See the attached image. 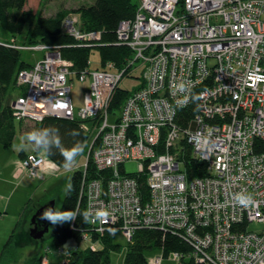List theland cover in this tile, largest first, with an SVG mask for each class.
Returning a JSON list of instances; mask_svg holds the SVG:
<instances>
[{
    "label": "built area",
    "instance_id": "2783aa9c",
    "mask_svg": "<svg viewBox=\"0 0 264 264\" xmlns=\"http://www.w3.org/2000/svg\"><path fill=\"white\" fill-rule=\"evenodd\" d=\"M76 19H66L64 31L78 46H95L101 31L80 32ZM116 38L130 51L119 69L108 63L79 73L58 46H17L44 55L18 72L25 93L11 102L13 115L77 119L90 131L87 156L97 175L89 178L86 161L79 195L93 234L116 229L129 239L135 227L167 229L191 246L186 255L172 253L173 260L264 264V0H140ZM139 69L140 88L110 111L119 83ZM72 75L90 79L78 109ZM198 89V111L183 126L177 110ZM90 119L96 123L86 126ZM188 147L206 175L188 179L182 166ZM22 159V170L42 177L45 156L30 152ZM129 160L137 161L136 174L125 172ZM106 170L103 184L98 173ZM142 175L146 198L139 192ZM241 197L251 203L242 205ZM162 261L156 255L150 263Z\"/></svg>",
    "mask_w": 264,
    "mask_h": 264
},
{
    "label": "trees",
    "instance_id": "16d2710c",
    "mask_svg": "<svg viewBox=\"0 0 264 264\" xmlns=\"http://www.w3.org/2000/svg\"><path fill=\"white\" fill-rule=\"evenodd\" d=\"M43 1L38 0L36 8H32L30 6L34 5L33 0H30V4L29 0H0V144L4 148L11 147L16 134V124H21L23 121L13 115L10 106L14 98L25 93L24 88L17 85V74L21 69L32 65L31 62L22 58V51L25 48L17 46L38 44L58 46L62 57L72 62L76 73L89 67V57L93 49L99 53L100 63L103 65L100 68H105L108 63H112L113 69L115 67L119 69L125 62V58H129V49L125 45L115 44L116 30L122 20L134 18L139 5L138 0H91L90 3L82 4L73 11L63 8L51 15L42 14ZM73 16L77 17L75 22L78 29L81 28L87 32L101 31V38L95 46H78L80 41L64 31L65 20ZM12 40H17L19 44L11 42ZM74 77L77 78L72 75V78ZM131 91L122 88L116 90L111 101L110 111L120 110L122 102ZM199 92V89L195 90L190 103L177 110L178 121L183 126L187 125L198 111ZM37 123L45 143L36 146L33 152L40 153L48 161L58 166L67 165L69 162L66 157L70 150L77 143L85 146L90 134V131H86L77 119L45 117ZM44 150L48 152L46 153ZM189 152L188 147L186 153ZM79 155H76L73 160H76ZM20 156H25L24 152ZM182 166L187 172L188 179L206 175L205 165L189 154L183 160ZM86 171L89 178L97 175L89 154ZM109 175L108 170L98 173L99 177H104L103 184ZM81 177L82 169L75 170L71 174V187H69L56 214L59 216L72 213L74 219H57L50 227L51 230L49 228L48 236L53 245L64 254V258L59 264H111V252H117L121 248L115 235L118 232L122 234V232L116 229L107 230L101 237L102 244L95 242V234L89 229L85 201L79 195ZM138 182L140 184L139 192L146 198L149 190L145 183V177L139 176ZM18 226L20 227L19 221L16 222L0 251V264H50L48 258L41 259L43 252L38 250L39 242L31 238L28 230L25 231L26 229L24 230L23 227L19 229L18 237L22 233L21 237L24 242L29 241L27 244L32 245L33 249L30 252L22 251V246L15 243L17 239L14 240V232ZM123 236L127 240L123 264H151L147 258L148 252L155 253L164 261L165 257L171 258V254L174 252L186 255L191 251L190 244L181 235L167 229L135 227L129 239L125 235ZM71 240L75 243L74 246L65 248ZM80 241L87 242V245L79 246ZM185 260L180 262V259H174L179 264H188ZM190 264L193 263L190 262Z\"/></svg>",
    "mask_w": 264,
    "mask_h": 264
},
{
    "label": "rangeland",
    "instance_id": "374dc122",
    "mask_svg": "<svg viewBox=\"0 0 264 264\" xmlns=\"http://www.w3.org/2000/svg\"><path fill=\"white\" fill-rule=\"evenodd\" d=\"M140 1V0H138ZM38 0H33L34 5L32 4V8H36ZM91 0H44L41 5V12L44 15H51L55 14L60 9H70L75 10L82 4H88ZM30 4V0H29ZM36 5V6H35ZM74 13V12H73ZM80 32H87L86 30H82ZM13 43H18L16 40H12ZM81 42H88L85 39H81ZM92 41L94 45L96 42ZM90 44V43H87ZM91 44V45H92ZM90 45V46H91ZM23 47L24 45H19ZM40 53L37 51H33L31 49H23L22 51V58L27 62H32L34 57L38 56ZM44 54H42L43 56ZM38 58L37 60H39ZM89 69H99L101 65L99 53L96 49H93L90 57H89ZM209 62H213L211 59ZM71 69H74L72 64L68 65ZM134 77L125 78L120 83L119 86L124 89L131 91L134 88L138 87L139 84L142 82L143 74L141 69L132 73ZM126 77V76H125ZM89 77L85 80L80 81L78 78H72V86H71V98L75 109H78L83 104V95L85 90H87L89 85ZM140 87H138L139 89ZM119 89V88H118ZM117 89V90H118ZM16 94V93H15ZM14 102V101H13ZM97 120V119H96ZM95 119L85 120L83 121L86 123V126H91L96 123ZM32 133H37L41 135V129L38 126L37 122L23 120L21 124H16V134L12 143V146L9 148H4L0 144V163H4V165L11 164L15 159L17 160L18 167H21V160H23V156L19 159V151L21 148L24 151H31L35 149L34 141L30 140L29 137ZM88 144L86 142L85 149L83 152L73 160L71 163H68L65 166H58L50 161H46L42 167L39 168L41 171L43 168V174L52 176L48 177L46 180H36L35 177H30L27 172L22 170V177L19 180L18 178L13 180L12 184L5 185L2 184L0 188V251L9 237L12 229L15 227L17 221L20 222V227L18 226L15 228V243L18 246H22V251L30 252L32 251V245H28L24 239L19 236V229L21 227L24 228L25 231L28 230L30 234V227H31V218L35 211H37L38 205H44L53 201V206L56 211L59 210L63 199L69 189L70 185V176L75 170L83 169L84 163L87 161V148ZM124 169L127 173H134L138 171V163L135 160H129L124 163ZM33 227V226H32ZM51 230V228H50ZM49 230V232H50ZM24 231V233H25ZM49 232H46L42 237L39 239H35L38 244V250L42 253L41 259H49L50 264H59L60 261L64 258L63 252H60L59 248H56L51 238L48 236ZM107 232V231H106ZM105 233L98 234L95 233V242L102 244L101 237ZM30 236V235H29ZM31 237V236H30ZM32 238V237H31ZM20 239V240H19ZM115 239L121 244V248L117 252H111L110 254V262L111 264H123V257L125 254V249L127 247V240L125 237L120 233H116ZM39 240V241H38ZM89 242V241H88ZM25 243V244H24ZM74 242L71 240L67 243L66 247H73ZM87 245V242L80 241L79 246ZM26 248V249H25ZM25 249V250H23ZM46 251V252H45ZM26 252V253H27ZM147 258L151 261L153 257L156 256L155 253H147ZM161 264H179L177 261L172 260L169 257H165L164 261Z\"/></svg>",
    "mask_w": 264,
    "mask_h": 264
},
{
    "label": "crops",
    "instance_id": "0c3cea01",
    "mask_svg": "<svg viewBox=\"0 0 264 264\" xmlns=\"http://www.w3.org/2000/svg\"><path fill=\"white\" fill-rule=\"evenodd\" d=\"M38 53H40L37 57L35 56L33 61L31 62L32 64L38 59V58H41L43 52L41 51H37ZM12 146V145H11ZM34 149H32L31 151H24L23 148L20 149L19 151V159L22 157L20 155H22V153L24 152V154L26 153H30V152H33ZM18 160V159H17ZM16 159L9 165H4V163H0V188L2 186V184L4 183L5 185H8V184H12L13 183V180L18 178L19 180L21 179L22 177V170L21 168L18 167V164H17V161ZM44 176V177H43ZM48 177H52V176H49V175H46V174H43L42 173V177H35L36 180H41V181H44L46 180ZM1 193V191H0ZM42 205L38 206L41 207ZM37 208V209H38ZM35 213V212H34ZM33 213V214H34ZM2 215V214H1ZM0 215V216H1ZM31 223V221H30ZM32 224V223H31Z\"/></svg>",
    "mask_w": 264,
    "mask_h": 264
},
{
    "label": "water",
    "instance_id": "95a60500",
    "mask_svg": "<svg viewBox=\"0 0 264 264\" xmlns=\"http://www.w3.org/2000/svg\"><path fill=\"white\" fill-rule=\"evenodd\" d=\"M46 212L51 213L53 216H56L57 211L54 209L53 201L42 205L32 215L31 223L33 224V227L30 229V236L32 238L39 239L46 232H48L49 228L52 226L53 221L43 218Z\"/></svg>",
    "mask_w": 264,
    "mask_h": 264
},
{
    "label": "clouds",
    "instance_id": "9594fccd",
    "mask_svg": "<svg viewBox=\"0 0 264 264\" xmlns=\"http://www.w3.org/2000/svg\"><path fill=\"white\" fill-rule=\"evenodd\" d=\"M30 140L34 141L35 146L41 145L45 143L44 137L42 135H38L37 133H32L29 137ZM84 145L77 143L73 149L70 150L69 155L66 157V160L71 163V161L75 158L76 155H79L83 152ZM46 153L47 150H44ZM71 187V185H69ZM239 202L242 205H248L251 203L250 197H241L239 198ZM43 218L50 219L51 221H56L57 219H74V215L72 213L62 214L59 216H53L51 213L46 212Z\"/></svg>",
    "mask_w": 264,
    "mask_h": 264
},
{
    "label": "flooded vegetation",
    "instance_id": "af4514ba",
    "mask_svg": "<svg viewBox=\"0 0 264 264\" xmlns=\"http://www.w3.org/2000/svg\"><path fill=\"white\" fill-rule=\"evenodd\" d=\"M38 206H40V205H38ZM32 226H33V224L31 225L30 229L32 228Z\"/></svg>",
    "mask_w": 264,
    "mask_h": 264
}]
</instances>
